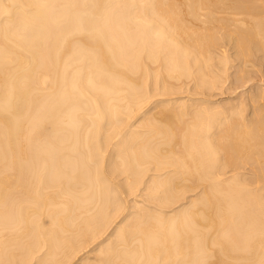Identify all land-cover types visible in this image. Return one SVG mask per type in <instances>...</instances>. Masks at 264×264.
Returning a JSON list of instances; mask_svg holds the SVG:
<instances>
[{
	"label": "bare ground",
	"instance_id": "obj_1",
	"mask_svg": "<svg viewBox=\"0 0 264 264\" xmlns=\"http://www.w3.org/2000/svg\"><path fill=\"white\" fill-rule=\"evenodd\" d=\"M259 72L264 0H0V264H264Z\"/></svg>",
	"mask_w": 264,
	"mask_h": 264
},
{
	"label": "rangeland",
	"instance_id": "obj_2",
	"mask_svg": "<svg viewBox=\"0 0 264 264\" xmlns=\"http://www.w3.org/2000/svg\"><path fill=\"white\" fill-rule=\"evenodd\" d=\"M253 59H255V58H253ZM257 61H259V62H257ZM255 62H256L257 65L260 66V67H261V65L263 64L260 60H256V59H255ZM261 63H262V64H261ZM261 72L263 73V71H261ZM261 72H259L257 75L262 74ZM261 76L264 77L263 75H260V77H261ZM256 82H258V80H256ZM256 82L254 81V83L252 82V83H250V85L248 84L246 87L249 88V89L251 90V89L253 88L252 85L255 84ZM263 83H264V82H263ZM250 86H251V88H250ZM246 87H239V89H237L236 92H238V91L240 92L241 90H243V89L240 90V88H244V89H245Z\"/></svg>",
	"mask_w": 264,
	"mask_h": 264
}]
</instances>
